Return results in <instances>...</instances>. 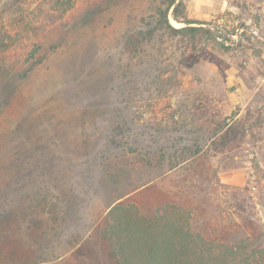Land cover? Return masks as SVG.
<instances>
[{"label":"rangeland","instance_id":"rangeland-1","mask_svg":"<svg viewBox=\"0 0 264 264\" xmlns=\"http://www.w3.org/2000/svg\"><path fill=\"white\" fill-rule=\"evenodd\" d=\"M24 1L0 0L29 68L0 109V264H117L111 203L264 264V0H179L177 34H148L158 0H58L44 30Z\"/></svg>","mask_w":264,"mask_h":264},{"label":"trees","instance_id":"trees-1","mask_svg":"<svg viewBox=\"0 0 264 264\" xmlns=\"http://www.w3.org/2000/svg\"><path fill=\"white\" fill-rule=\"evenodd\" d=\"M30 1L25 0L24 3L30 4ZM46 2H48L46 7L40 5L39 8V11L43 12V17L38 22V27L42 30L56 18H62L69 9L68 6L60 8L58 0ZM158 2L161 4V7L157 8L158 24L148 30V34L162 30L172 34L198 30L196 27H184L185 25L175 27L170 23L168 15L170 10L172 17L178 20L176 12L178 5H181L179 0ZM19 4L23 3H12L5 13L11 17L22 16L24 10L18 7ZM57 10L59 14L56 17ZM13 40L11 31L0 23V109L8 104L18 82L26 77L29 70V68L19 70L9 63L7 54L13 46ZM38 61H41V58ZM108 207L104 234L117 264H251L250 261H244L245 256L240 253L241 251L237 249L239 246L235 243L224 245V249H220L213 242L205 241L198 233H193L185 220L179 221L174 217V208L171 205L158 207L151 214L141 212L129 204L111 203Z\"/></svg>","mask_w":264,"mask_h":264}]
</instances>
